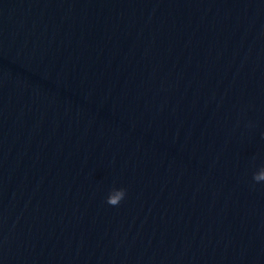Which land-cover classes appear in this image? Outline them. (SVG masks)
<instances>
[{"label": "water", "instance_id": "1", "mask_svg": "<svg viewBox=\"0 0 264 264\" xmlns=\"http://www.w3.org/2000/svg\"><path fill=\"white\" fill-rule=\"evenodd\" d=\"M0 92L58 264H264V0H0Z\"/></svg>", "mask_w": 264, "mask_h": 264}, {"label": "clouds", "instance_id": "2", "mask_svg": "<svg viewBox=\"0 0 264 264\" xmlns=\"http://www.w3.org/2000/svg\"><path fill=\"white\" fill-rule=\"evenodd\" d=\"M253 181L256 183L264 182V167H261L257 172L253 173ZM126 197V189L113 188L106 199V203L110 206H118Z\"/></svg>", "mask_w": 264, "mask_h": 264}]
</instances>
